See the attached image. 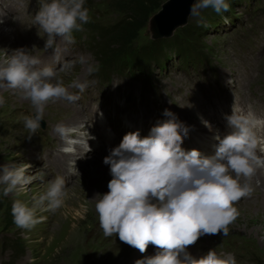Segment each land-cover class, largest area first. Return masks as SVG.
I'll list each match as a JSON object with an SVG mask.
<instances>
[{
  "label": "clouds",
  "instance_id": "9594fccd",
  "mask_svg": "<svg viewBox=\"0 0 264 264\" xmlns=\"http://www.w3.org/2000/svg\"><path fill=\"white\" fill-rule=\"evenodd\" d=\"M38 5L34 23L47 35L48 49L57 37L72 42L73 30H81L78 21H89L85 0H38ZM229 7L226 0H195L190 15L198 17L207 8L219 14ZM40 63L27 48L14 50L9 59L0 63V82H5L0 87L20 90L35 109L33 115L24 117L25 127L32 134L41 127L49 101L74 103L79 99L57 79L56 70L37 67ZM70 86L81 91L86 87L78 82ZM164 116L168 118L153 126L148 136L141 138L139 131L129 132L104 158L112 179L109 191L97 193L94 198L103 234L118 235L120 241L141 253L147 251L149 244L158 249L136 264H236L231 254L218 255L209 250L197 259L187 248L201 236L228 234L229 225L239 215L233 205L253 191L249 181L257 162L255 129L264 125V119L251 111H240L234 104L232 114L225 116L233 131L222 138L217 136L216 154L207 157L196 149L184 150L181 145L189 127L168 109ZM57 131L66 134L63 126H58ZM30 167L15 163L0 166L3 195L31 183L32 177L25 175ZM65 195L64 180L56 177L49 182L45 194L34 198L32 207L21 200L13 202L14 223L18 228L31 229L40 223L36 208L47 202V210L55 211L63 205Z\"/></svg>",
  "mask_w": 264,
  "mask_h": 264
},
{
  "label": "rangeland",
  "instance_id": "374dc122",
  "mask_svg": "<svg viewBox=\"0 0 264 264\" xmlns=\"http://www.w3.org/2000/svg\"><path fill=\"white\" fill-rule=\"evenodd\" d=\"M36 1L38 2V0ZM144 1L151 2V0ZM168 1L156 0L152 2L149 14L157 13L160 10L161 4L158 7V3H167ZM248 4L250 11L263 7L258 0H252ZM116 5L121 6L122 4L118 0H85L89 17L102 22L105 26L108 25L109 32L115 31L118 25L126 19L124 9H119ZM182 7L185 6L181 4L180 10ZM203 11L201 10L198 16L200 19L203 18ZM248 13L250 14V12ZM171 15L172 22H177L178 17L174 13ZM193 18L194 16L189 15L187 24L190 23L182 32L180 31L181 27L173 29L174 34L180 31L174 39L170 38L168 41L155 43L159 59L164 61L172 54H181L182 56L185 51L184 42L194 44L198 48L205 46L210 48L212 43L217 42V38L221 39L220 35H217L216 38L212 31L210 33L204 31L205 36L202 39L197 35L191 36L188 32L189 29L200 30V26L193 21ZM179 20L182 18L179 17ZM240 20L241 17L236 14L230 19L229 24L234 27L231 33L234 36L247 33L246 27L240 25ZM203 23L213 30L225 25L222 21L208 24L206 19ZM158 25L162 27L163 17H160ZM170 26L171 24L167 27L166 32ZM40 32L44 33L43 30L39 31L37 28V35L33 40L20 44L13 39L8 25L0 19V63L9 59V55L16 49L28 47L33 51L34 48L42 46L44 38ZM40 35L41 37H39ZM149 38L150 30L147 29L146 23L138 36L132 40L130 46L137 42L139 46L145 44ZM220 42L222 44V41ZM165 44L169 46L162 49ZM109 60L112 59L105 58L97 49L93 53L78 58L73 66L61 70L57 73V79L62 80L66 85L67 82L75 80L81 71L87 72ZM2 83L5 82H0V84ZM261 83H264V64ZM0 100L3 101L0 103V166L9 163L29 164L31 167L25 175L32 177L30 184L7 196L3 195L4 185H0V264H120L121 260L135 254L138 249L120 241L118 235L109 237L103 234L99 225L98 213L95 210L96 199L94 198L96 194H104L109 191L108 184L103 179L110 175V172L107 171L109 168L104 166V155L110 152V149L96 153L97 156L100 155V160L97 163L84 161L81 164L78 177L72 181V184H69L70 186L64 187L66 195L63 197L64 202L60 208L55 211L47 210V202H45V205L37 207L35 212L40 223L31 229H22L16 226L11 211L13 202L21 200L32 207L34 198L38 199L46 193L50 180L44 175V172L33 166L34 164L29 161L31 158L20 154L17 146L27 138L26 135L13 133L3 125L5 119L19 117L21 106L34 109L30 100L25 99L20 90L7 86L0 87ZM67 103L66 100L49 101L44 108L45 117L54 121L63 120L67 116H63L62 105ZM49 163L53 164L51 161ZM94 163L98 165L97 169L93 168ZM261 171L264 172V168ZM263 188L261 185L257 189L254 187V191L248 195L244 204L233 205L237 208L239 215L229 225V232L226 236H223L222 232L216 235H204L197 242L211 249L217 248L232 252L237 264H264ZM261 201L262 203H259Z\"/></svg>",
  "mask_w": 264,
  "mask_h": 264
},
{
  "label": "trees",
  "instance_id": "16d2710c",
  "mask_svg": "<svg viewBox=\"0 0 264 264\" xmlns=\"http://www.w3.org/2000/svg\"><path fill=\"white\" fill-rule=\"evenodd\" d=\"M154 1L156 0H151V2H146L144 0H118L122 5L116 6L119 9H124L126 19L118 25L115 31L109 32V30H106L102 32L104 37L100 42L99 47L97 46L100 54L105 58L115 60L118 64L123 63L126 57L125 54H128L133 60L147 62L148 58L152 56L151 54L155 53V48L145 47L138 51L137 49L132 48L133 46H130V43L136 36H138L140 31L145 27L146 23L149 22L154 14V12L149 14L151 3ZM86 3L89 4L88 2ZM160 4L162 5V2L158 3L157 6L159 7ZM86 8H88V6H86ZM188 32H190L191 36L197 35V37L201 38V35L199 36L201 30L197 31L194 28H191ZM195 42L196 44L198 43L197 39Z\"/></svg>",
  "mask_w": 264,
  "mask_h": 264
},
{
  "label": "bare ground",
  "instance_id": "6f19581e",
  "mask_svg": "<svg viewBox=\"0 0 264 264\" xmlns=\"http://www.w3.org/2000/svg\"><path fill=\"white\" fill-rule=\"evenodd\" d=\"M104 151H102V152H104ZM109 154H110V152H108L106 155H104V158L106 156H108ZM99 156L100 155L97 156V154H94L93 156H91L90 158H88L86 161H88L87 163H93V162H96L97 163L100 160V157ZM257 162L254 163L255 175H253L251 177V180H250L251 181L250 184H253V186L255 187V189L259 188L260 185H261V187H264V172L261 171L262 168H264V163L263 162H259V161H257ZM97 166L98 165L94 163L93 168L94 169H97ZM104 166L107 167V168H109V170H107V171L110 172V166L109 165H106L105 163H104ZM100 168H101V166L99 167V169ZM107 171H105V172H107ZM94 173H96V172L94 171ZM111 179H112V176L110 174L109 176L107 175V178L103 179V181L108 184ZM263 191H264V188H263ZM259 203H262V201L259 202Z\"/></svg>",
  "mask_w": 264,
  "mask_h": 264
},
{
  "label": "water",
  "instance_id": "95a60500",
  "mask_svg": "<svg viewBox=\"0 0 264 264\" xmlns=\"http://www.w3.org/2000/svg\"><path fill=\"white\" fill-rule=\"evenodd\" d=\"M174 1V2H173ZM180 1H184V0H169L167 3H165L164 5H163V11L161 10L159 13H158V15H163V14H165V13H168L169 12V5L170 4H173L172 6H175V5H177V4H179L180 3ZM194 0H190V7H191V5H192V2H193ZM172 2V3H171ZM179 2V3H178ZM166 7H167V9H166Z\"/></svg>",
  "mask_w": 264,
  "mask_h": 264
},
{
  "label": "flooded vegetation",
  "instance_id": "af4514ba",
  "mask_svg": "<svg viewBox=\"0 0 264 264\" xmlns=\"http://www.w3.org/2000/svg\"><path fill=\"white\" fill-rule=\"evenodd\" d=\"M109 62H110V60H109V61H107V62H105V63L107 64V63H109Z\"/></svg>",
  "mask_w": 264,
  "mask_h": 264
}]
</instances>
